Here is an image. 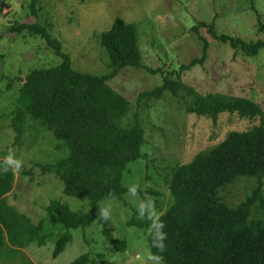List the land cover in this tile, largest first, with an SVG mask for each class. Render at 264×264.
<instances>
[{"label": "rangeland", "instance_id": "374dc122", "mask_svg": "<svg viewBox=\"0 0 264 264\" xmlns=\"http://www.w3.org/2000/svg\"><path fill=\"white\" fill-rule=\"evenodd\" d=\"M32 1L0 0V161L14 149L24 162L22 167L33 169L30 177L21 172L22 168L14 173L13 190L5 205L14 207L33 224H42L39 235L45 241L21 244L5 235L0 264H71L83 255L92 264H151L147 259L148 232L127 224L137 212L138 203L151 197L156 212H166L173 203L168 188L172 170L218 146L230 132L248 130L257 120L223 113L213 123L207 117L189 114L185 104L191 98L184 91L179 97L165 91L160 99L150 101L147 108H140L144 158L130 163L122 180L126 189L138 185L143 197L126 193L122 200H105L110 218L98 216L86 229L70 230L71 240L54 256L57 241L65 231L49 213L51 202L84 213L89 210V201L67 196L62 180L32 168L34 163L53 164L67 155V149H56L51 131L27 117L21 142L14 144L11 114L24 77L33 69L56 66L61 59L43 39L26 32L16 34L11 26L38 22L61 43L75 70L103 76L111 70L110 59L96 36L108 31L117 19L134 24L142 63L156 72L128 67L109 83L131 103V115L138 111L139 94L160 87L167 76L201 95L249 99L264 112V49L255 56L233 50L215 40L208 27L200 26L212 25L215 35L246 43L264 41V0H35L38 18L30 13ZM194 27L198 28L196 32ZM199 36L208 43L206 57L203 63L191 65L203 56ZM254 186L255 179L240 177L220 196L234 207ZM114 241L125 242L124 250H117Z\"/></svg>", "mask_w": 264, "mask_h": 264}, {"label": "trees", "instance_id": "16d2710c", "mask_svg": "<svg viewBox=\"0 0 264 264\" xmlns=\"http://www.w3.org/2000/svg\"><path fill=\"white\" fill-rule=\"evenodd\" d=\"M254 2L255 0H250ZM37 1L30 4V13L37 15ZM208 27L215 40L231 49H240L255 56L264 49V41L246 43L226 35L217 36L212 25ZM197 27L193 30L196 32ZM11 31L43 39L61 62L50 68L31 70L18 89L11 127L15 131L14 144L19 145L24 135L27 117L47 128L57 141L56 149H67V155L53 163H34L42 174H52L63 181L67 196L84 197L89 201L87 212H76L57 202H51L49 213L63 232L54 256L71 240L72 229H86L99 216L98 205L107 199L122 200L128 193L123 175L130 163L143 159L145 145L140 108H147L152 100L160 99L165 91L175 97L184 91L191 98L185 104L189 114L207 117L216 123L223 113L237 114L240 118L256 119L257 123L243 132H230L218 146L200 152L190 162L172 170L168 182L173 198L170 208L160 215L167 233L165 251L151 247V223L138 218L134 211L127 223L148 232L147 242L152 254L162 255L164 264H264V112L253 101L221 94H198L170 76L160 87L140 93L138 111L131 115V103L112 89L109 83L124 68L156 71L143 65L138 46V32L134 24L117 19L112 27L97 35L98 43L110 59V72L103 76L82 73L72 67L61 43L51 36L47 27L37 23L15 24ZM203 42V56L191 65L203 63L208 43ZM23 174L33 169L22 167ZM255 179L249 196L239 205H227L220 193L236 179ZM14 173L0 175V246L8 234L9 240L21 244L38 241L41 225H35L5 200L14 186ZM138 194L143 197L142 192ZM115 248L123 251V241H114ZM83 255L71 264H92Z\"/></svg>", "mask_w": 264, "mask_h": 264}, {"label": "clouds", "instance_id": "9594fccd", "mask_svg": "<svg viewBox=\"0 0 264 264\" xmlns=\"http://www.w3.org/2000/svg\"><path fill=\"white\" fill-rule=\"evenodd\" d=\"M23 160L16 156L14 149H9L8 154L3 157L0 161V175L8 173L10 170L15 173L19 171L23 166ZM128 193L132 197H137L138 185L132 184L128 187ZM99 207V218L107 220L110 218V209L103 205V203L98 205ZM137 215L138 218H147L151 221L148 231L151 234V247L156 248L159 253L165 251L166 245L165 240L167 238V233L163 231L165 224L160 220L159 213L156 212L154 202L151 197H145L137 205ZM148 261L151 264H163L164 257L162 255L152 254L149 252Z\"/></svg>", "mask_w": 264, "mask_h": 264}, {"label": "crops", "instance_id": "0c3cea01", "mask_svg": "<svg viewBox=\"0 0 264 264\" xmlns=\"http://www.w3.org/2000/svg\"><path fill=\"white\" fill-rule=\"evenodd\" d=\"M11 193H9V195H10ZM9 195H7V196H9Z\"/></svg>", "mask_w": 264, "mask_h": 264}]
</instances>
